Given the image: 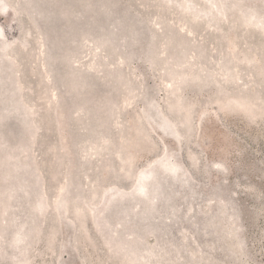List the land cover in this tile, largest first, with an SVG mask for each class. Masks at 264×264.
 Segmentation results:
<instances>
[{"label": "rangeland", "instance_id": "1", "mask_svg": "<svg viewBox=\"0 0 264 264\" xmlns=\"http://www.w3.org/2000/svg\"><path fill=\"white\" fill-rule=\"evenodd\" d=\"M89 261L264 264V0H0V264Z\"/></svg>", "mask_w": 264, "mask_h": 264}, {"label": "trees", "instance_id": "2", "mask_svg": "<svg viewBox=\"0 0 264 264\" xmlns=\"http://www.w3.org/2000/svg\"><path fill=\"white\" fill-rule=\"evenodd\" d=\"M88 244V243H87ZM100 252V251H99ZM88 264H91L90 263V261L89 262H87ZM95 263V262H94ZM103 264H109L107 261L105 262V263H103Z\"/></svg>", "mask_w": 264, "mask_h": 264}]
</instances>
